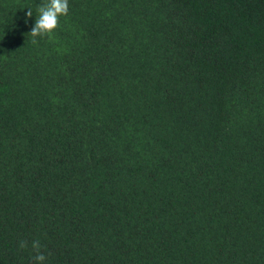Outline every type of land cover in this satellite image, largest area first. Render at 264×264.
<instances>
[{"label":"trees","instance_id":"obj_1","mask_svg":"<svg viewBox=\"0 0 264 264\" xmlns=\"http://www.w3.org/2000/svg\"><path fill=\"white\" fill-rule=\"evenodd\" d=\"M43 2L0 0V264H264V0H69L32 44Z\"/></svg>","mask_w":264,"mask_h":264},{"label":"clouds","instance_id":"obj_2","mask_svg":"<svg viewBox=\"0 0 264 264\" xmlns=\"http://www.w3.org/2000/svg\"><path fill=\"white\" fill-rule=\"evenodd\" d=\"M37 18L35 25L31 29L30 35L32 37L31 43L37 44V38L49 37L59 27L60 18L66 17L69 13V0H45L42 4L37 6L36 9ZM27 17L30 19L33 15L31 8L28 9L26 13ZM27 23V20L25 21ZM29 247L28 241L21 240L19 242V248L21 250L27 249ZM31 249L33 255L31 260L33 264H45L47 257L42 251V246L39 240H33L31 242Z\"/></svg>","mask_w":264,"mask_h":264}]
</instances>
